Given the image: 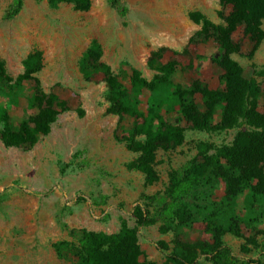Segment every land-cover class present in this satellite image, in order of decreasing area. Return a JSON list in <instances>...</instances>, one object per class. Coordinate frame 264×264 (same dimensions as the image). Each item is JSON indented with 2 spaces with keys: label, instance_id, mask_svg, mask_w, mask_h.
Returning <instances> with one entry per match:
<instances>
[{
  "label": "rangeland",
  "instance_id": "374dc122",
  "mask_svg": "<svg viewBox=\"0 0 264 264\" xmlns=\"http://www.w3.org/2000/svg\"><path fill=\"white\" fill-rule=\"evenodd\" d=\"M91 2L90 10L78 11L70 3L53 7L49 0H26L21 13L6 20L13 0H0V61L11 80L9 85L0 82V113L7 112L15 126L34 114L29 106L34 84L16 83L25 73V60L36 51L43 54V68L35 74L41 89L70 106L31 150L7 147L4 129L0 131V264H76L73 250L79 247L80 231L114 235L125 227L137 232L142 261L176 264L172 259L186 246L197 252L195 264H211L202 249L214 244L216 229L231 223L243 236L224 235L230 256L239 264L264 263V194H256L251 186L231 194L224 171L207 170L185 198L182 220L165 216L170 174H184L200 158L199 144L210 145L211 155L233 145L240 132L252 130L243 120L221 133L191 130L181 122V104L174 95L176 86L223 89L217 47L189 44L201 30L191 13L224 24L218 16L220 0H121L129 10L126 17L107 0ZM238 37L236 33V41ZM93 42L101 45V62L118 76L126 97L143 114L163 106L166 121L186 129L183 145L157 152L158 181L151 186L142 172L130 168L138 154L129 143L145 139L135 130L142 119L110 113L104 76L89 82L81 71L83 55ZM161 48L171 51L162 63L175 60L176 69L156 89L134 87L137 72L148 83L160 82V72L149 61ZM249 50L246 45L243 54L233 58L260 90L261 107L264 41L252 59ZM248 97L251 102L258 98L255 91ZM203 103L197 96L196 104L202 108ZM139 206L151 215L146 227L134 217Z\"/></svg>",
  "mask_w": 264,
  "mask_h": 264
},
{
  "label": "trees",
  "instance_id": "16d2710c",
  "mask_svg": "<svg viewBox=\"0 0 264 264\" xmlns=\"http://www.w3.org/2000/svg\"><path fill=\"white\" fill-rule=\"evenodd\" d=\"M26 0H13L6 13V20H13L22 11ZM50 5L57 7L61 3L73 4L78 11H88L91 0H49ZM121 17L128 15V8L121 0H107ZM221 10L218 11L223 25L212 22L201 12H193L190 19L201 26V30L190 40V46L213 44L220 52L216 63L222 70L221 83L223 89L213 90L196 85L194 89L183 90L176 86L175 96L181 104V122L194 131L221 133L239 126L243 120L252 130L240 132L231 146H222L214 154H209L213 148L201 143L198 145L200 158L196 159L184 174L173 171L170 174V185L166 196L170 204L165 216L172 220H182L185 216L184 200L191 194L194 187L200 183L207 170L212 167L220 171L229 183V192L238 195L244 186H251L256 194H264V97L262 106L259 104L260 90L255 83L244 76V69L234 60L233 55H242L246 45H250L248 57L254 58L264 41V0H220ZM239 33L238 40L235 34ZM171 52L161 48L154 52L149 65L160 72L159 83H148L140 74L135 73L133 86L144 90L148 87L156 89L165 82L178 66L173 60L163 64L165 54ZM174 52V51H173ZM186 52V51H185ZM184 52V53H185ZM102 48L98 42H93L85 52L80 66L84 78L91 82L96 76L103 75L109 90L110 113L118 116H128L142 119L136 125V131L144 136L143 141H132L128 147L138 154V158L130 165L131 169L142 172L146 184L153 185L158 181L155 171L157 152L176 149L185 142L186 129L166 121L162 107L151 108L148 115L143 114L138 104L125 95V86L111 68L101 62ZM174 54H177L174 52ZM25 73L19 77L16 84L30 81L34 84V94L29 99V106L34 114L16 126L11 122L7 112L0 113V131L7 147L24 150L33 149L39 140L51 132L52 125L64 112L70 110L69 103L59 95L46 94L41 89L40 81L35 74L43 68V54L36 51L30 54L24 62ZM0 82L9 85L11 82L3 62L0 61ZM155 84V85H154ZM256 92V100L249 101L248 95ZM204 100L202 108L196 104V97ZM134 217L137 223L146 227L152 223L148 210L139 206ZM79 247L73 250L76 264H155L142 261L137 232L123 228L119 233L107 235L82 230ZM227 233L242 237L239 226L231 223L227 227L216 229L214 244L206 245L202 253L211 264H239L230 256L223 237ZM183 253L172 259L176 264H195L198 257L196 251L184 247ZM59 256L61 249L57 247ZM170 264V263H167ZM246 264H264L247 262Z\"/></svg>",
  "mask_w": 264,
  "mask_h": 264
},
{
  "label": "crops",
  "instance_id": "0c3cea01",
  "mask_svg": "<svg viewBox=\"0 0 264 264\" xmlns=\"http://www.w3.org/2000/svg\"><path fill=\"white\" fill-rule=\"evenodd\" d=\"M209 18V17H208ZM210 19V18H209ZM212 22H214L212 19H210ZM214 23H216V22H214Z\"/></svg>",
  "mask_w": 264,
  "mask_h": 264
}]
</instances>
